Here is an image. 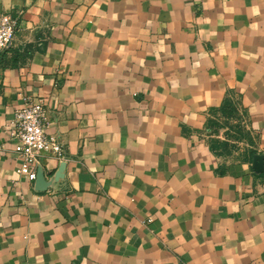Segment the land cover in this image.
<instances>
[{
    "label": "crops",
    "instance_id": "0c3cea01",
    "mask_svg": "<svg viewBox=\"0 0 264 264\" xmlns=\"http://www.w3.org/2000/svg\"><path fill=\"white\" fill-rule=\"evenodd\" d=\"M1 13L18 25L0 52V264H264V0ZM27 95L66 155L41 154L34 179L7 132Z\"/></svg>",
    "mask_w": 264,
    "mask_h": 264
},
{
    "label": "built area",
    "instance_id": "2783aa9c",
    "mask_svg": "<svg viewBox=\"0 0 264 264\" xmlns=\"http://www.w3.org/2000/svg\"><path fill=\"white\" fill-rule=\"evenodd\" d=\"M18 17L7 13L0 15V52L11 46ZM49 110L42 97L27 95L16 108L7 132L12 139L20 164L16 172L27 179H34L40 155L50 153L59 159L65 158L61 142L49 135L45 126Z\"/></svg>",
    "mask_w": 264,
    "mask_h": 264
},
{
    "label": "rangeland",
    "instance_id": "374dc122",
    "mask_svg": "<svg viewBox=\"0 0 264 264\" xmlns=\"http://www.w3.org/2000/svg\"><path fill=\"white\" fill-rule=\"evenodd\" d=\"M237 120H238V115L235 114L234 116H232V119L228 121V123L231 124L229 128H232L231 135H232V139H234V140L238 139L239 136L246 135V133H247L246 130H245L246 127L236 125L237 124V122H236ZM231 144L235 145L236 143H231Z\"/></svg>",
    "mask_w": 264,
    "mask_h": 264
},
{
    "label": "trees",
    "instance_id": "16d2710c",
    "mask_svg": "<svg viewBox=\"0 0 264 264\" xmlns=\"http://www.w3.org/2000/svg\"><path fill=\"white\" fill-rule=\"evenodd\" d=\"M219 110L222 112L223 115L227 117L234 116L236 114L234 105L231 103V101L227 98L223 100L221 103ZM215 124L214 120H210L209 125L213 126Z\"/></svg>",
    "mask_w": 264,
    "mask_h": 264
},
{
    "label": "water",
    "instance_id": "95a60500",
    "mask_svg": "<svg viewBox=\"0 0 264 264\" xmlns=\"http://www.w3.org/2000/svg\"><path fill=\"white\" fill-rule=\"evenodd\" d=\"M263 165H264V155L260 154V153L254 154L253 161H252L253 170L256 172L262 171ZM40 172L41 171L36 172V176H38V174H40Z\"/></svg>",
    "mask_w": 264,
    "mask_h": 264
}]
</instances>
